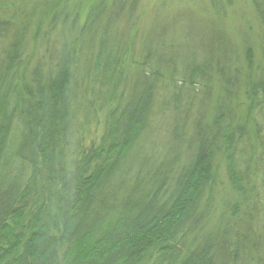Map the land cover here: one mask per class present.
I'll return each mask as SVG.
<instances>
[{"label":"trees","instance_id":"1","mask_svg":"<svg viewBox=\"0 0 264 264\" xmlns=\"http://www.w3.org/2000/svg\"><path fill=\"white\" fill-rule=\"evenodd\" d=\"M139 2L60 13L32 52L0 17V264H264L225 102L241 71L217 33L195 61L171 40L134 59ZM251 87L264 115V73ZM219 154L256 199L210 228ZM255 165L264 180V151Z\"/></svg>","mask_w":264,"mask_h":264},{"label":"rangeland","instance_id":"2","mask_svg":"<svg viewBox=\"0 0 264 264\" xmlns=\"http://www.w3.org/2000/svg\"><path fill=\"white\" fill-rule=\"evenodd\" d=\"M97 1L0 0V17L11 18L16 23L15 28L32 52L40 44L53 17L72 10L83 17ZM138 12L134 59H138L142 43L150 44L159 54L165 55L168 51L165 42L171 40L175 52L181 53V59L195 61L202 54L201 46L209 42L213 33L222 37L233 66L241 71L236 93L225 102L233 110L232 131L242 135L245 156L248 161L251 159L250 163H236L234 166L246 178L243 181L245 191L249 189L251 195H258L260 205L264 207L263 175L256 173L255 165L264 151V115L256 106L259 98H252L249 93L252 82L255 83L264 73V0H140ZM220 87L219 79L210 82V94L214 96L211 105L221 96ZM100 118L103 121L102 114ZM104 121L98 126V132L104 127ZM229 168L224 154H219L207 220L210 228L221 217L227 216V209L233 205L243 211L246 204H255L253 199L256 197H247L245 192L240 194L232 186ZM251 223L256 236L264 241L263 218L260 223L254 219Z\"/></svg>","mask_w":264,"mask_h":264}]
</instances>
